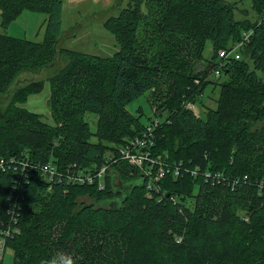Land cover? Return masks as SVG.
I'll return each instance as SVG.
<instances>
[{"label": "trees", "instance_id": "obj_1", "mask_svg": "<svg viewBox=\"0 0 264 264\" xmlns=\"http://www.w3.org/2000/svg\"><path fill=\"white\" fill-rule=\"evenodd\" d=\"M124 1L105 23L119 50L100 57L59 48L62 0H0L4 29L24 11L47 16L44 42L0 33V99H10L0 106V160L7 162L0 231L17 223L5 246L13 264H264V0H251L258 19L249 25L223 0ZM251 29L241 59L222 67L219 51ZM208 43L216 54L196 69ZM58 57L68 63L49 80V124L19 105L44 82L10 87ZM216 70L224 81L216 107L207 108L206 78ZM150 92L162 119L153 153L239 177L234 190L189 174L167 175L148 190L140 171L121 159L120 148L146 129L127 105ZM189 103L207 108L205 117ZM88 113L98 117L95 133ZM46 164L58 175L107 166L105 188L58 176L51 182L39 169Z\"/></svg>", "mask_w": 264, "mask_h": 264}, {"label": "rangeland", "instance_id": "obj_2", "mask_svg": "<svg viewBox=\"0 0 264 264\" xmlns=\"http://www.w3.org/2000/svg\"><path fill=\"white\" fill-rule=\"evenodd\" d=\"M63 1V34L59 48L83 52L100 57H109L119 50L114 35L105 26L110 17H117L121 10L127 6L124 0H62ZM231 9L234 10L236 21L244 22L249 25L254 24L257 19V13L254 10L251 0H223ZM46 18L43 13L24 11L17 19L12 21L6 29L1 26L0 33H6L10 36L26 39L34 42H44L46 38ZM252 30V29H251ZM216 50L208 43L204 52V57L194 59L196 69L202 70L205 64L215 56ZM219 61V60H218ZM68 61L58 57L56 62L42 69L39 72L25 71L14 81L10 90L23 86L31 81L44 82L43 88L30 95L25 102L20 103V107L33 113L43 116L45 122L53 124L54 120L50 111V78L57 75ZM253 68L252 62L249 61ZM260 76L262 74L259 72ZM208 87L204 93L203 101L207 108H215L216 100L220 94V83L224 77H217L215 73L207 74ZM153 92L146 93L137 100L127 105V110L132 115L140 118L142 125H147L150 118L154 115L151 106V97ZM10 99L4 97L0 99V106L5 107ZM207 108L197 105L196 113L205 117ZM86 120L90 124L92 133L97 130L98 117L95 114H86ZM92 142H97V137L92 136ZM4 246L0 244V251ZM14 252L6 248L4 253H0L1 264H13Z\"/></svg>", "mask_w": 264, "mask_h": 264}, {"label": "built area", "instance_id": "obj_3", "mask_svg": "<svg viewBox=\"0 0 264 264\" xmlns=\"http://www.w3.org/2000/svg\"><path fill=\"white\" fill-rule=\"evenodd\" d=\"M253 36V30L243 33L242 40L234 44L230 49H222L219 51V59L221 61V66L223 67V62L231 59L240 60L241 50L248 44H250ZM217 77L221 76L220 70L215 71ZM196 115L197 105L189 103L187 105ZM199 116V115H198ZM162 119L157 115H153L150 118L149 123L146 125V129L141 136L134 139L128 140L119 150V156L123 161H126L129 165L138 169L141 175L145 178L147 182L148 190H155L157 188V183L164 179L167 175H172L174 179L183 178L185 175L189 174L193 177L203 178L205 181H210L214 183H224L227 184L233 190L241 182L238 178H228L224 173H214L211 171H202L199 166L189 167L185 166L183 163L171 164L166 160H163L161 155H155L154 147L156 145V134L155 131L160 127ZM15 162L12 161V163ZM7 167V162L3 159L0 160V171H4ZM23 170L29 168L27 164H23ZM31 169H34L31 166ZM40 171L49 179L51 182L57 178L58 180H66L69 184L74 185H97L100 190L105 188V175L108 172V167L105 166L100 170L95 172H86L84 170L69 169L65 172V175H58V171L52 164H46L39 167ZM172 200H175L172 198ZM17 223L15 221H10L7 225H3V229L0 231V244L4 246L0 253L3 254L6 249L7 239L14 236L18 232L16 228Z\"/></svg>", "mask_w": 264, "mask_h": 264}]
</instances>
